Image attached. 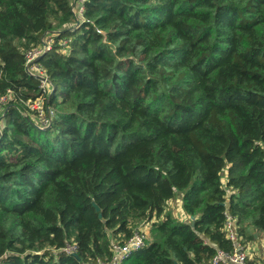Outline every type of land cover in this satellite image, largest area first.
<instances>
[{"label": "trees", "instance_id": "16d2710c", "mask_svg": "<svg viewBox=\"0 0 264 264\" xmlns=\"http://www.w3.org/2000/svg\"><path fill=\"white\" fill-rule=\"evenodd\" d=\"M45 33L53 121L40 130L24 51ZM7 90L0 264L107 262L153 217L121 264L230 253L225 213L242 245L264 233V0H85L80 17L69 0H0ZM178 194L187 218L165 212Z\"/></svg>", "mask_w": 264, "mask_h": 264}, {"label": "built area", "instance_id": "2783aa9c", "mask_svg": "<svg viewBox=\"0 0 264 264\" xmlns=\"http://www.w3.org/2000/svg\"><path fill=\"white\" fill-rule=\"evenodd\" d=\"M80 3H84L85 0H79ZM83 10V4L82 8ZM81 10V12H82ZM82 15V13H80ZM101 33V31H97ZM38 53V54H37ZM38 56L39 52L35 50H29L25 54V70L26 72L37 78L40 82L39 89L41 91V97H38L36 100L32 102H27L26 106L29 110L33 113L34 118H38L42 126L46 125V117H48L49 110L48 108L45 109L44 99L43 97L49 94L53 88L51 85L47 74L45 73L44 69L38 64ZM12 91L7 90L6 93L0 96V137L2 133L1 128V119L7 109V104L11 100ZM38 122V121H37ZM39 122L37 123V125ZM35 124V126H37ZM37 128H40L39 125ZM43 129V128H40ZM184 215L183 210L181 212ZM225 235L228 240L231 241L232 244V251L230 253H225L223 251H218L215 257L204 264H247L248 255L243 248L242 244L240 243V239L237 235V227L235 220L230 217L227 213H225V225H224ZM148 239V234L145 230L138 227V229L134 232L132 237H130L127 241L122 243L121 245L113 243L112 250L113 256L110 261L107 262H100L96 264H121L122 261L128 257V255L136 251L140 248H143L146 245ZM65 252L69 254H73L75 252L74 246H67L64 249ZM86 264H93V263H86Z\"/></svg>", "mask_w": 264, "mask_h": 264}, {"label": "rangeland", "instance_id": "374dc122", "mask_svg": "<svg viewBox=\"0 0 264 264\" xmlns=\"http://www.w3.org/2000/svg\"><path fill=\"white\" fill-rule=\"evenodd\" d=\"M70 1V4H71V6H72V9H73V12L76 14V15H78L79 17L80 16H82L80 13H82L83 12V10L81 9L82 8V4H83V2L82 3H80V1L79 0H69ZM81 10H82V12H81ZM82 22H85V20L84 19H82ZM77 27V26H76ZM52 39H53V36L51 35V34H48V33H45L42 37H41V39H40V41H41V44L39 45V46H37V47H34V48H30V49H26L25 51H24V54H26V52L27 51H29V50H35V51H37V52H39V56H38V58H40L41 57V55H43L47 50H49V48H50V46H51V44H52ZM66 42L65 41H62L61 43H60V45H62V47H63V53H67L68 52V46L66 47L64 44H65ZM38 54V53H37ZM54 90V87L52 88V90H51V92L49 93V94H47V95H50V94H52V91ZM46 96V95H45ZM44 96V97H45ZM39 97H41V95L39 96ZM43 97V99H44V105H45V109H46V104H45V98ZM38 98V97H37ZM26 107V106H25ZM27 108V107H26ZM55 108V111H57V108L56 107H54ZM49 110V109H48ZM24 113V112H23ZM25 114V113H24ZM34 118V117H33ZM46 119V125L45 126H42V124L40 123V121L38 120V118L36 119V118H34V120H33V122L37 125V123L39 122V127L40 128H43V129H40V128H38V129H40V130H45V129H48V128H50L51 127V125H52V121H53V119H52V113L49 111V113H48V117H46L45 118ZM38 121V122H37ZM35 124H34V126H35ZM37 125V126H38ZM225 174H226V172H225ZM224 180H226V178L224 177L223 178V180L222 181H224ZM182 201H181V199H180V196H179V194L173 199V200H171V201H169V203H167V206H166V208H165V212L167 213L168 212V210H170L171 211V213L174 215V217H179V218H187V216L186 215H183L182 213H180L181 212V210H182ZM162 218H159L158 220L160 221ZM157 219H156V217H153L152 219H151V221H146L145 223H143V225H138V227H140V228H142L143 230H145L146 232H147V234H148V239H147V242L148 241H150L151 242V240H152V238L150 237V229H151V224H152V222H157L158 221ZM256 236H257V239H256V241H254V242H252V243H247L246 244V247H248V253H249V255H250V259H252L251 261H255V264H264V233H257L256 234ZM146 242V243H147ZM243 246V248H244V245H242ZM261 254V256L260 257H258V255H257V257H255L254 255L255 254ZM249 259V258H248Z\"/></svg>", "mask_w": 264, "mask_h": 264}, {"label": "crops", "instance_id": "0c3cea01", "mask_svg": "<svg viewBox=\"0 0 264 264\" xmlns=\"http://www.w3.org/2000/svg\"><path fill=\"white\" fill-rule=\"evenodd\" d=\"M223 183H225V180L224 181H222ZM244 248H245V250H246V252H247V255H248V258H249V260H252V259H250V255H249V253H248V247H246V244H244ZM257 255H258V257H260L261 256V254H255L254 256L255 257H257Z\"/></svg>", "mask_w": 264, "mask_h": 264}, {"label": "water", "instance_id": "95a60500", "mask_svg": "<svg viewBox=\"0 0 264 264\" xmlns=\"http://www.w3.org/2000/svg\"><path fill=\"white\" fill-rule=\"evenodd\" d=\"M37 60H39V58H38ZM53 92H54V90L52 91V93H53ZM36 127H37V126H36ZM0 139H1V137H0ZM94 207H95L96 211H99V209H98L97 206L94 205Z\"/></svg>", "mask_w": 264, "mask_h": 264}]
</instances>
